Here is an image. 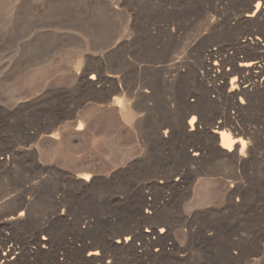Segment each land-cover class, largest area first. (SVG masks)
<instances>
[{"label": "rangeland", "instance_id": "1", "mask_svg": "<svg viewBox=\"0 0 264 264\" xmlns=\"http://www.w3.org/2000/svg\"><path fill=\"white\" fill-rule=\"evenodd\" d=\"M140 1L143 8L138 7ZM145 2L160 5L157 17L183 14L181 30L174 31L172 40L165 38L166 52L159 60L164 66L189 45L195 48L196 59L204 46L228 43L226 35L206 31V22L226 24L240 43L259 33L264 38V21L261 25L239 23L245 20V0H172L166 4L164 0H0V109L12 122L0 126V158H11L15 151L13 171L24 183L39 184L20 193L0 179V247L6 250L14 245L11 261L48 264L54 253L55 264H86L88 252L97 250L104 257L94 264H264V182L259 184L264 181V101L237 122L260 135L255 141L260 160L253 177L247 170L233 178L229 166L215 162L183 178L166 180L157 168L143 166L148 159L146 147L134 130L120 128L114 121L106 125L103 119L106 103L116 96L113 77L120 65L119 47L135 37L133 23L139 26L138 14L152 13ZM246 44L237 57L261 53L259 47ZM232 89L227 83L223 92ZM253 96L262 101L264 87L262 92L253 91ZM241 100L248 105L245 97ZM189 103L200 107L197 101L189 99ZM223 103L221 97L218 104ZM86 119L91 125H86ZM28 121L34 124L30 135L38 129L37 136L19 130L31 124ZM218 121L207 116L202 125L211 132ZM78 126L81 133L76 131ZM103 152H110L111 158ZM84 173L90 175L93 188L81 191L73 185ZM232 179L241 185L239 196L227 195ZM58 180L60 191L54 189ZM108 181L109 188L103 185ZM130 184L134 188L126 187ZM21 194L30 206L15 209L8 204L9 198ZM135 208L147 222L141 223L138 217L139 230L119 233ZM189 212L197 218L185 222L179 217ZM158 213L174 218L154 223ZM22 222L47 229L37 235L39 245L29 243L22 229L13 231L6 224ZM130 224L137 228V223ZM114 233L119 234L112 237ZM104 241L109 248L101 244L87 248ZM27 252L32 253L30 257Z\"/></svg>", "mask_w": 264, "mask_h": 264}, {"label": "bare ground", "instance_id": "2", "mask_svg": "<svg viewBox=\"0 0 264 264\" xmlns=\"http://www.w3.org/2000/svg\"><path fill=\"white\" fill-rule=\"evenodd\" d=\"M171 1L172 0H164V3L166 4ZM253 2H255L254 6H252ZM143 3L144 2L141 1L138 2V7L143 8ZM148 3L145 2V7L149 6L151 8L149 9V11H152L151 15L143 17L142 14L141 16L138 14L137 19L140 24H136L139 26H136L135 22L133 23V29L136 31L135 37H131L128 34L130 36V42H124L125 44L119 47L120 53L118 56L120 65L117 74L114 72L116 75L113 77L115 81L113 92L116 96L113 97V100L111 99L112 101L110 103H106L108 105L104 109V118L102 117L106 121V125L108 122L114 121L120 128L128 126L134 130L145 145L144 147H146L148 159L143 166L152 169L157 168L159 173L162 174L166 180H169L172 176L183 178L191 174V172L198 171L199 169L201 170L215 164V162L229 166L231 171L235 174H233V178L234 176L242 175V173L247 170L251 172L249 176H252V173L255 172L256 164L260 160L259 153L257 154L258 144L256 145L255 143V141H259L260 135L251 131V128L250 130L245 127H240V124L238 126L237 122L244 113L259 108V102L260 105H262L264 101L263 98L262 101L259 100L257 102L256 98L253 96V91L262 92L264 87V81L257 82L261 75L264 77V38L260 33L256 35L254 39H246L244 35L243 37L245 39L240 43L237 36L235 37L232 33V28L228 29L226 24L217 23L215 20L206 22V31L212 34L217 33L219 37L226 35L228 43L224 45L218 43L206 45L200 51H197L198 55H196V59L193 57L195 48L189 45L185 47L184 50L182 49V52L177 57L171 59V63L164 66L163 64L166 63L164 61L159 62V60L162 59V55L165 51V38H171L170 40L175 38L173 33L174 31H179L182 26L184 21L182 22L180 20L183 18V14H181V17L178 16V13V15L176 14V16L170 19L157 17L155 14L161 11L159 10V8H161L159 7L160 5ZM194 6H196V3ZM243 8L246 13L244 16L245 20H239L240 24L256 22L261 25L262 21H264V0H245ZM170 26L172 28L169 29ZM247 41L255 47H259L260 50L262 49L261 53H256L254 56L241 55L237 57L238 54H241L240 52L244 49V44H246ZM136 57L137 59L134 60ZM129 58H133V61H130ZM157 64L161 65L156 67ZM111 80L112 79H110V81ZM94 81L95 78L91 76L89 78L90 84H93L92 82ZM227 83L235 89L229 91L228 94H224L223 89ZM221 97L224 103L218 104V100H220ZM242 97L246 98L249 106L247 104V106H245V103L241 100ZM189 99L199 102L200 107L191 105ZM236 99H239V103L236 102ZM230 110H234L237 116H235V113H230ZM207 116L212 120L215 118L220 120L215 124L211 132L210 130L206 131V127L204 128L202 125L203 120H205ZM35 120H38V118ZM86 121L87 119L84 122ZM17 122L15 121V123ZM34 122L38 124V121ZM9 123L12 122L7 120L5 112L3 109H0V126L5 127V125ZM28 123L31 122L28 121ZM82 123L80 122L79 125ZM210 123L212 124V122ZM33 125L32 123L26 126L24 124L19 130H23L25 134L30 135V130H32ZM86 125L91 124L86 122ZM37 130L30 136H37ZM47 131L49 132V130ZM76 131H80L79 126L76 128ZM50 134H52V132ZM1 136L0 134V139L2 138ZM48 137L51 138L53 135H49ZM61 137H63V135ZM194 139H198L199 142L193 143L192 140ZM105 150L109 151L108 149ZM15 154L16 152L12 151L11 158H0V179L7 180L8 186L17 189L20 193L27 190H34L35 186H37L36 184H38L37 182L33 181V183H30L26 180L24 183L19 177L18 172L13 171L14 162L12 156H15ZM104 154L106 156L108 154V157H110V152ZM110 158H107V160ZM113 177V182H115L118 176L116 175ZM76 179L78 183L73 185L76 189L86 191L93 188V184L91 183L92 179H90L89 174H79ZM232 180L231 184H229L230 187H227V192L229 193H227V195L231 197L232 195L239 194V186H241L238 185L240 183L234 182L235 179ZM72 181H74V179ZM59 182L60 180L55 182L54 189L56 191L61 190ZM124 182L125 184L127 183L125 180ZM262 182L264 181H259V184L261 185ZM103 185L109 188L110 181ZM128 186L130 188L134 185H126V187ZM134 200L133 198V201ZM8 204L12 205L15 209L30 206V202L26 201L22 194L9 198ZM183 213L180 214L179 217L185 222L192 216L197 218L196 215H191L190 212L186 215H183ZM22 214L21 211L17 217H21ZM158 214L160 215L157 219L155 218L156 220L154 223H168L169 220L174 218L172 214H165L164 216L161 215V213ZM138 217L142 221L141 223L147 222L146 218L141 216L140 209L135 208L129 215V218L124 220V225L127 226L121 228L122 230L119 233H126L129 235L139 230ZM14 219L13 217L10 218V220ZM133 222H135V224L137 223V228L131 227L130 223ZM6 224H8L9 228L13 231L22 229L23 232L28 235L27 239L29 243L35 242L36 246L39 245L37 235L47 230L42 225H37V223L22 222ZM119 233H114L112 237L118 236ZM128 240L129 239L126 237L123 239L125 243ZM99 244H101L104 249H107L109 245L106 241L103 243L94 242L87 246V248L93 249ZM116 244H119L118 240ZM41 245L44 247L46 244ZM0 249V264H15L17 260L15 262L12 260V262L11 259H9V256L16 250L14 245L7 247L6 250L1 247ZM31 254L28 253V256H31ZM54 255V253L50 255L48 264L54 263ZM80 257L79 254L77 259L80 260ZM103 257L97 250H90L85 262L86 264H94L95 262L102 261Z\"/></svg>", "mask_w": 264, "mask_h": 264}, {"label": "built area", "instance_id": "3", "mask_svg": "<svg viewBox=\"0 0 264 264\" xmlns=\"http://www.w3.org/2000/svg\"><path fill=\"white\" fill-rule=\"evenodd\" d=\"M144 212H145V213H147V211H146V210H145Z\"/></svg>", "mask_w": 264, "mask_h": 264}]
</instances>
